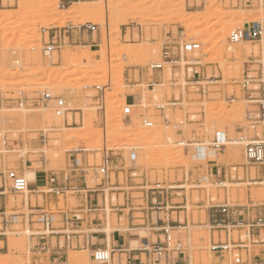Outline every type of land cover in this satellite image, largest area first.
Here are the masks:
<instances>
[{"label":"rangeland","instance_id":"rangeland-1","mask_svg":"<svg viewBox=\"0 0 264 264\" xmlns=\"http://www.w3.org/2000/svg\"><path fill=\"white\" fill-rule=\"evenodd\" d=\"M22 1L25 0H0V192H3L0 202L2 207L5 204L8 215L17 217L5 231L6 247L1 250L0 264H30L37 237L31 235H38L43 230L28 218L29 207L44 205L43 196L29 193L32 191L30 185L40 184L43 175L34 177L30 174L28 191L13 194L10 183L3 179L1 173L6 176L14 171L26 176L30 170H43L49 177L67 178L70 169L68 158L79 148L87 161L84 167L86 176L82 178L87 179L88 187L93 188L97 183L93 178H102L97 169L102 165L103 155L108 154V178L112 184L118 182L122 187L120 191L128 198L126 200L122 194L115 197L107 190L102 194L109 226L107 232L116 228L126 230L127 218L130 217L145 229L143 233H133L132 240H137L139 236H152L146 221L143 225L141 219L144 215L146 217V211L150 222H155L158 217L168 221L166 212L155 213L150 208L153 186L160 184L167 188L183 185V190L176 191L180 193L178 196L185 195L186 201L174 195L169 202L185 206L180 221L186 228L172 230V240L179 239L184 248L188 246L190 264H235L239 252L228 251L222 260L210 251L211 243L224 241L225 233L211 228L213 223L206 222L205 211L196 206L206 196L215 204L227 200L232 206L237 202L245 203L248 197L261 204L264 202V183H225V188H221L223 185L218 182L204 181L196 187L195 180L205 176L209 165L214 162L227 167L231 178H255L260 168L264 169V164H247L243 147L236 144L240 136L258 137L264 141V122L255 126L246 122L244 113L248 106L242 100L239 88L232 85V80L241 79L248 58L255 57L264 62V37L254 42L234 44L229 41L233 30L252 22L260 23L264 28V0H171L176 3L174 6L166 3L169 0H164L157 7H152V0H107L116 4L110 10L104 8L106 0H75L65 7L68 11L83 8V15L62 9L63 13L59 8L62 7L60 0H27L29 2L21 5ZM47 2L52 4L49 9L45 8ZM41 6L48 11L42 10ZM120 11L132 13L131 18L117 19ZM169 14L173 16L168 17ZM104 16L110 18L109 28L97 23ZM9 17L15 23L7 21ZM194 17L199 19L192 22ZM141 21L145 24H139ZM85 23L96 25L95 36L101 40L97 47L90 50L89 47L66 44L50 57L42 54L41 28ZM113 26L119 27L118 30L107 33ZM180 32L184 41L200 46L198 51L189 54L198 62L196 71L201 76L214 78L215 82L210 84L206 97H200L186 86L187 74L182 61L177 68L164 64L163 80L156 86L148 87V83L137 82L139 72L146 73L150 80L153 72L149 66L161 62L164 44ZM114 42L117 44L112 45ZM149 42L155 45L154 49L146 48ZM133 48L141 51L138 58L128 57L127 51ZM102 50L113 56H106L102 61ZM124 52L127 56L121 55ZM69 59L76 63L66 68ZM132 72L136 80L134 86L127 82L126 74L131 75ZM172 77L177 79L176 87L169 84ZM95 87L104 89L100 103H95ZM42 93L61 97L65 113L57 116L53 103L37 105ZM128 94L135 95L137 99L131 114L125 117L123 109ZM173 97L178 104L171 107L168 103ZM229 98H234V101L230 102ZM156 106H163V111H156ZM73 114L75 124H72ZM79 116H82V122ZM145 122L152 125L145 126ZM110 124L118 130L112 129L113 126L110 128ZM118 125L124 127L125 131L121 134L122 128L119 129ZM72 128L77 129L70 130ZM105 130L108 131L106 133L111 130V135L118 138L106 134ZM218 132H224L226 141L230 143H226L224 149L214 156L203 160L197 158L195 150L179 144L198 143L209 150ZM72 134L75 136L67 140ZM125 143L128 144L126 149ZM56 154H61L63 160L53 165L52 157ZM234 166L236 171L232 169ZM187 180L192 183H187ZM146 193L149 197L147 201ZM52 202H58L57 208L61 209L65 205L70 208L77 206L76 199L69 192ZM126 202L128 204L119 221L117 217L121 215L110 213L109 203L122 205ZM53 203L49 209L55 211ZM99 204L102 206V201ZM174 218L175 214H172ZM231 236L237 240L243 233L234 230ZM54 240L52 238L53 244ZM246 244L250 248L248 241ZM240 256L245 260V251H241ZM69 258L70 264H89L91 260L88 252L77 250L70 251ZM116 261L117 256L114 263Z\"/></svg>","mask_w":264,"mask_h":264},{"label":"built area","instance_id":"built-area-1","mask_svg":"<svg viewBox=\"0 0 264 264\" xmlns=\"http://www.w3.org/2000/svg\"><path fill=\"white\" fill-rule=\"evenodd\" d=\"M75 0H60V6L66 7ZM96 25L91 23L85 24H67L62 27H49L41 28V52L45 57H50L54 52L60 50L67 43L69 38L72 36H83L92 35L96 32ZM182 32L178 33L175 38L169 40L164 44L161 52V62L151 64L149 69L152 72H163V65L170 64L171 68H177L178 63L184 62L187 77L185 78L186 86L192 88L194 93L200 97H206L208 95L209 86L214 81V78H208L207 76H201L196 71L198 62L195 58H190L189 54L199 50V44L194 42L184 41ZM264 37V28L260 23L252 22L243 28L233 30L229 36L230 43H241V42H254L259 41ZM189 73V74H188ZM169 84L171 87L178 85L176 78H170ZM158 83L149 81L148 87L156 86ZM232 85L239 88L241 92L242 100L247 104V108L244 113L246 122L252 126L264 122V62L255 57H250L245 62V67L240 80H232ZM97 95L94 97L95 103H100L103 100L104 89L103 87H95ZM230 102L234 101V98H229ZM176 98H171L168 105L171 107L176 106L178 103ZM37 105L47 106L49 103H53L55 114L57 116L63 115L64 111V100L57 96H52L50 93H42L39 99H37ZM134 105L126 104L123 109L125 117L131 114V108ZM156 111L162 112L163 106H156ZM150 122H145V126H151ZM44 139V137H42ZM225 136H215L209 145V151L216 153L224 149ZM182 147L186 149L195 150L197 158L205 159L204 146H200L198 143L192 142H180ZM236 144L243 147V154L246 163L252 166H260L264 164V141L258 137L256 138H245L240 136L236 141ZM110 164V156L108 154L103 155L102 165L97 169L98 174L102 178H93L95 186L93 188L83 182L82 186L79 185H67L60 183L58 178L50 176L44 179L43 185L40 188L29 193L40 195V196H54L55 198L63 197L67 192L70 193L75 199L82 198V203H77V206L71 209H61L60 212L45 209L40 205L30 206L28 218L32 222L37 223L41 226L42 232L31 236H38L44 242L42 250H45L47 237L61 236L64 240V249H72L78 251H86L89 245L90 235L97 234V223L106 222L107 213L105 206H100L96 199L89 198L93 194H103L107 190L108 193L116 197V192H119V183H111L108 178V167ZM236 166L232 167L236 170ZM3 179L8 180L10 183V191L13 194H24L29 189L28 180L23 174L17 172H8L5 176L1 173ZM6 177V178H5ZM207 178V172L205 176L200 177V181H204ZM83 181L85 178H80ZM190 181V180H189ZM186 181L187 183H192ZM199 181V182H200ZM220 186L221 183H218ZM260 184V183H254ZM195 182V186H196ZM183 185L180 186H169L165 188L160 184L153 186L151 195L153 198L150 201L151 209L155 213H162L161 211L167 212L172 210H183L185 206L182 203L169 202L173 196L181 197L182 200L186 201V196H178L180 193L176 190H183ZM199 187V186H196ZM148 195L146 193L145 199L147 201ZM164 198L166 201L164 202ZM161 200V201H159ZM104 201V196H103ZM111 202V200H110ZM123 205V204H122ZM122 205L114 204L109 205L110 213L115 214L121 219L123 216ZM257 205L245 206H230L225 204L216 207L218 213L221 215L219 220L213 222L211 228L219 229L224 231V241L218 240L212 242L210 251L217 255L218 258L224 260V254L228 251L247 250L246 242L250 239L252 232L255 229L264 230V219L257 213L251 215V209L256 208ZM163 209V210H162ZM2 223L4 227H8L17 217L16 215L7 214L2 212ZM235 217L236 219H232ZM34 218V221L32 220ZM144 221L151 223L150 228H155L156 231H160L163 234V240L157 244L152 245L150 248H143L141 251L146 253V260L143 264H168L172 259L173 255L183 256L182 254V243L179 240L173 241L171 238L170 223H164L161 218H157L155 222H150L149 218H144ZM158 223L162 224V227L157 228ZM96 225V226H95ZM240 231L243 233L237 237V240H233L231 233L233 231ZM90 263L89 264H116L114 263V257L111 250L108 248L95 247L90 251ZM238 257V256H237ZM238 261V259H237ZM236 261V262H237ZM138 264H142L138 261Z\"/></svg>","mask_w":264,"mask_h":264},{"label":"crops","instance_id":"crops-1","mask_svg":"<svg viewBox=\"0 0 264 264\" xmlns=\"http://www.w3.org/2000/svg\"><path fill=\"white\" fill-rule=\"evenodd\" d=\"M95 35H96V32L92 35L85 34L80 37L72 36L71 38H69L67 44L70 45L71 47H89L91 50V48H95L99 44ZM126 75H127V82H129V84L132 83V86H134L136 80L134 79L133 72L131 75L130 74H126ZM150 80L156 83L162 82L163 73L153 72L152 75L150 76ZM150 80L146 76V73L145 74L144 73L142 74V72L138 73L137 82L148 83ZM136 99L137 97L135 95L128 94L126 96V104L134 105L136 104ZM79 120L80 122H82V116H79ZM65 123L68 124L67 118H65ZM72 124H75V114H73L72 116ZM81 152H82V149L79 148L76 153L69 156L68 158V166L70 168L69 176H68L69 178L68 177L58 178L60 183H65L66 181L67 185L77 184L79 186H82L83 182L87 184L86 178L84 181L80 179L86 176L84 167L87 166L86 157ZM228 170L229 169L227 167L219 165L217 162L211 163L209 165V168L207 169V178L204 181H212V182L221 183V185H223L221 188H225L224 187L225 183L241 184L245 181L248 182L249 184L264 183V169L263 168H260L255 178H242V179L231 178L228 173ZM27 173H28L26 175L27 178L30 174H33L34 177L38 174L43 175L42 182L40 184L35 183L32 186L30 185V188L32 189V191L35 190V188L42 187L44 179L49 177V175L43 170H33V171L30 170ZM71 173H73V175ZM199 181H200L199 179L195 180L197 184L196 186H200V184L204 182V181L202 182L201 181L199 182ZM118 188L120 190L122 189V187L120 186ZM120 194L124 195V197H126L125 199L128 200L127 196H125L126 194L122 191H119L118 193H116V197H118ZM2 195H3V192H0V199ZM89 198L96 199L98 204L100 201H102V205H103V195L101 193L93 194L89 196ZM54 199H55L54 196H49V195L43 196V202H44L43 207L49 210V205L53 203L52 200ZM76 202L78 204L82 203L83 199L77 198ZM53 204L56 206L55 213L60 212L61 208H57L58 202H55ZM127 204H128L127 202L126 204L123 203L122 208H121L122 213L126 208L125 205ZM225 204H229L227 200L226 202L224 200V202L222 203L215 204L212 201H210L208 197L206 196V198L203 199L202 202H200V204H198L196 207L199 210L201 209L205 211L206 222L213 223L216 220H219L221 218V215L218 213V210L216 209V207H219ZM109 205H112V204L109 203ZM250 205H257L256 208L251 209V215L257 213L264 219V202L261 204L260 203L258 204V203H255L250 197H248L245 203L237 202L236 204L232 206L248 207ZM62 209H71V208L65 205ZM2 212L7 213V210H6L5 204L2 207L1 202H0V255H1V250L5 249L6 247V241L4 238L6 237L5 231L6 229H8V227H4L2 223L3 222L2 216H1ZM161 212L164 213V211H161ZM145 213H146V217L145 215L142 216L141 218L142 220L144 218H147V211ZM182 213H184V210L183 211L172 210V211L166 212V215L168 217V221L166 222L170 223V227L173 230L186 228L182 226L183 222L181 223L180 221V214ZM172 214H175L174 219H172ZM231 218L236 219L235 217H231ZM121 219H119V221ZM119 221L117 222L118 227L120 226ZM134 222L135 221L129 217L127 218V223H126L127 229L126 230L116 228L112 230L111 232L106 231L107 228H109V226H108V223L105 222L104 220L100 223H97L96 224L97 226L96 225L95 226L97 227L98 232L97 234L90 235L89 245L86 248V251H83V252H88L90 254V251L94 249L95 247L108 248L109 250L112 251L113 257L114 255L117 256L116 264H138V261L142 264L145 263L146 253L142 252L141 250L146 247L150 248L152 245L157 244L158 242H161L163 240V234L160 231H156V227H155L154 229L150 228L151 234L154 238H152V236L150 235L148 237L139 236L137 240H132L131 235L133 233L140 234L141 232L143 233L144 231L142 230L143 228H141L140 225L135 224ZM144 224H145V221L143 220V225ZM146 224L148 227H151V223H149L148 221L146 222ZM160 227H162V224L158 223L157 228H160ZM262 234L264 235V230H261V229H255L252 232L250 239L248 240V242L250 243V248H248L247 250L239 251L238 261L235 264H261L262 262H264V239H262ZM35 238H36V243L34 244L32 248L33 252H32V257L30 259V264H70L69 252L74 251V250L64 249L65 242L61 236L47 237V243L45 247L46 251L42 250L43 245H44V242L42 241V239L38 236ZM52 238L55 239L54 244L52 242ZM187 247L188 246H186V248L183 247L182 249L183 256L174 257L173 255L172 259L168 262V264H190L191 258L188 255L189 252H188ZM241 251H245L246 253L245 260H242V257L240 256ZM46 254H48V256H46Z\"/></svg>","mask_w":264,"mask_h":264},{"label":"bare ground","instance_id":"bare-ground-1","mask_svg":"<svg viewBox=\"0 0 264 264\" xmlns=\"http://www.w3.org/2000/svg\"><path fill=\"white\" fill-rule=\"evenodd\" d=\"M81 1H84V0H81ZM123 1H124V0H123ZM129 1L132 2L133 0H129ZM129 1H125V3H126V2H129ZM170 1H171V0L167 1L166 3L169 2V3H172V4H173V1H172V2H170ZM27 2H29V1H27V0H25L24 2L22 1V2H21V5H22V3L26 4ZM115 2H116V1H115ZM115 2H113V3H115ZM163 2H165V1H164V0H152L151 4L153 5L152 7H155V6L157 7V6H160ZM49 3H50V2H49ZM49 3H48V2L45 3V8H48V9L51 8V7H49V5H50ZM121 3H122V2H121ZM121 3H120V4H121ZM125 3H124V4H125ZM129 3H130V2H129ZM169 3H168V5H170ZM24 4H23V5H24ZM42 4H43V3H42ZM75 4L79 5V3H75ZM91 4H92V3H89V6H91ZM120 4H119V5H120ZM124 4H123V5H124ZM174 4H176V3H174ZM174 4H173V6H174ZM51 5H52V4H51ZM51 5H50V6H51ZM53 5H54V4H53ZM87 5H88V4H87ZM104 5H105L104 8L110 10V9H112V8L114 7V5H116V4L113 5L111 1H107V0H106L105 3H104ZM119 5H118V6H119ZM118 6H117V7H118ZM41 7H42V6H41ZM41 7H40V8H41ZM86 7H87V6H86ZM91 7H92V6H91ZM59 8H61L60 10L64 9L65 12H72V13H74V14H78V13H80L81 15H83V13L85 12V10H84V12H83V8H77V9L74 10V11H68V9H66L65 7H59ZM115 8H116V6H115ZM20 9H21V7H20ZM48 9L46 10V9H44V7H42V10H44V11H46V12L48 11ZM53 10H56V9H53ZM60 10H59V11H60ZM62 11H63V10H62ZM60 12H61V11H60ZM57 13H59V12L57 11ZM63 13H64V11H63ZM61 14H62V12H61ZM81 15H78V16L81 17ZM131 15H132V13H130V12L128 13L127 11H124V12H121V11H120V13L117 14L116 18H117V19H120V18H131ZM169 15H170V14H169ZM4 16H5V15H4ZM78 16H77V17H78ZM171 16H173V15H170V16H168V17H171ZM2 17H3V16H2ZM5 17H6V16H5ZM6 18H8V17H6ZM194 18H195V17H194ZM3 19H4V18H3ZM12 19H13V18H12ZM198 19H199V18L196 17L195 19L192 20V22H193V21H197ZM5 20H6V19H5ZM143 20H144V19H143ZM145 20L148 21L149 18H148V20H147V19H145ZM145 20H144V21H145ZM7 21H9V22L12 23V24H13V22H14V20H12L13 22L10 21V17H9V19H8ZM109 21H110V18H109L108 16H106V17L104 16V17L101 18L97 23L100 24L101 26H105V27L107 28V27L109 26L108 23H110ZM144 21L139 22V24L144 25V24H145ZM146 21H145V22H146ZM184 21H185V20H184ZM9 22H8V24H10ZM137 22H138V21H137ZM14 23H15V22H14ZM195 23H196V22H195ZM19 24H20V23H19ZM6 25H7V23H6ZM10 25H11V24H10ZM107 25H108V26H107ZM116 25H117V24H116ZM18 26H19V25H18ZM113 27H114V26H113ZM113 27H112V28H113ZM108 28H109V27H108ZM118 28H119V27L116 26V27H114V28L111 29V30L109 29V30L107 31V33H113V32H116V31L118 30ZM108 35H109V34H108ZM102 41H104V39H103ZM1 42H2V41H1ZM98 42L100 43L101 40H98ZM105 42H106V41H105ZM3 44H4V43H2L1 45H3ZM110 44H111V43H110ZM114 44H117V43H116V42L112 43V45H114ZM4 45H5V44H4ZM105 46H106V45H105ZM145 46H146V48H147L148 50H150V49L152 50V49H154V46H155V45H154L152 42H149V43H147ZM109 47H110V45H109ZM133 49H134V48H133ZM133 49H132L130 52H128L130 49L127 51L128 55H129L128 57H135V58H138V57L140 56V52H141V51H140L139 49H134V50H133ZM109 50H110V49H109ZM112 50H114V48H113ZM112 50H111V51H112ZM102 51H103V50H102ZM102 51H101V52H102ZM105 51H107V50H104V51L102 52V55L100 54V55H101V60H102V59L104 60V59L106 58V56H110V54H111V53H110V54H107V53H105ZM111 51H110V52H111ZM101 52H100V53H101ZM113 52H114V51H113ZM127 53L124 52V53H122L121 55H122V56H127ZM106 54H107V55H106ZM114 55H115V53H114ZM116 55H117V54H116ZM111 56H113V54H112ZM111 56H110V57H111ZM128 57H127V59L129 60ZM109 59H110V58H109ZM124 59H125V58H124ZM70 60H71V61H70ZM103 60H102V61H103ZM99 61H100V60H99ZM68 63H69V64L66 65V68H71V66H74V65H75L76 61H72V59H69V60H68ZM125 63H126V62H125ZM57 97H59V96H57ZM60 98H61V97H60ZM61 99H62V98H61ZM61 115H62V114H61ZM61 115H59V116H61ZM68 115H69V114H68ZM70 115H71V114H70ZM61 119H63V118L61 117ZM61 119H59V120H61ZM110 125H111V124H110ZM112 126H113V125H111L110 128H112ZM118 126H120V125H118ZM106 127H108L107 124H106ZM114 128H115V127L113 126L112 129H114ZM120 128H122V131H121ZM123 128H124V127H121V126L119 127V129H120V133H119V134H121V132H124V131H125V130H123ZM76 129H77V128H76ZM76 129H75V128H72V129H70V130H76ZM105 129H106V128H105ZM107 129H108V128H107ZM114 130H115V129H114ZM117 130H118V129H117ZM117 130H115V131H117ZM110 131H111V130H109V133H110ZM72 132H73V131H72ZM106 132H108V131L105 130V133H106ZM101 133H102V132H101ZM109 133H106V134L111 135V134H112V131H111L110 134H109ZM113 133H114V132H113ZM114 134H116V133H114ZM119 134H118V135H119ZM77 135H78V134H77ZM99 135H100V134H99ZM104 135H105V134H104ZM72 136H75V134H72L71 136H69V137L67 138V140L70 139ZM111 136H115V135H111ZM111 136H108V138L110 137V139H112V141H113L114 138L111 137ZM216 136H225V134H224V132H218V133L216 134ZM106 137H107V135H106ZM115 137H117V136H115ZM119 137H120V135H119ZM101 138H102V137H101ZM101 138H100V139H101ZM104 138H105V137H104ZM117 138H118V137H117ZM105 139H106V138H105ZM110 139H108V141H109ZM101 141H102V140H101ZM110 141H111V140H110ZM226 143L229 144L230 142H227V141L225 140V144H226ZM122 144H123V143H122ZM125 145H127V146H125ZM124 146H125V147H124ZM124 146H123V147L126 149V147H128V144L125 143ZM73 148H74V147H73ZM70 149H71V147H70ZM204 149H205V147H204ZM75 150H76V148H75ZM211 155L214 156L215 153L212 152L211 150L209 151V150L205 149V156L212 157ZM198 157H199V159L201 158V156H198ZM52 158H53V161H52V164H53V165H56V164L62 162V160H63V156H62L61 154H56V155H55L54 157H52ZM200 160H203V159H200ZM25 177H26V176H25ZM26 179L28 180L27 177H26ZM261 184H263V183H261ZM259 185H260V184H259ZM105 205H106V204H105ZM142 230H145V229H142ZM106 231H107V230H106ZM115 256H116V255H114V257H115Z\"/></svg>","mask_w":264,"mask_h":264}]
</instances>
